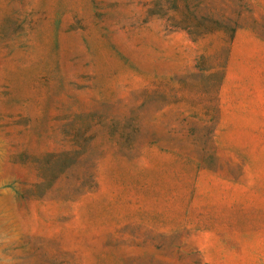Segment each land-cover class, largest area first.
<instances>
[{
  "label": "rangeland",
  "instance_id": "374dc122",
  "mask_svg": "<svg viewBox=\"0 0 264 264\" xmlns=\"http://www.w3.org/2000/svg\"><path fill=\"white\" fill-rule=\"evenodd\" d=\"M0 264H264V0H0Z\"/></svg>",
  "mask_w": 264,
  "mask_h": 264
}]
</instances>
